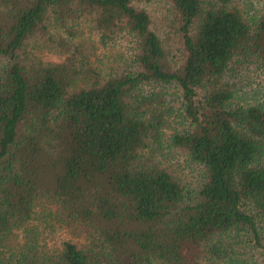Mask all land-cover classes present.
I'll list each match as a JSON object with an SVG mask.
<instances>
[{"label":"trees","instance_id":"obj_1","mask_svg":"<svg viewBox=\"0 0 264 264\" xmlns=\"http://www.w3.org/2000/svg\"><path fill=\"white\" fill-rule=\"evenodd\" d=\"M146 1L0 0V264H264V0Z\"/></svg>","mask_w":264,"mask_h":264},{"label":"rangeland","instance_id":"obj_2","mask_svg":"<svg viewBox=\"0 0 264 264\" xmlns=\"http://www.w3.org/2000/svg\"><path fill=\"white\" fill-rule=\"evenodd\" d=\"M150 13L152 20H153V28L162 38L164 37V29L166 30V25L168 23V12L165 10L167 7L166 0H148L143 2L142 4ZM165 43V39H164ZM48 58L52 57L49 54L46 55ZM246 77L249 81L255 85L256 81H259L261 78H257L255 72H247ZM254 78H256L254 80ZM240 93H244L242 90ZM246 95L245 93L243 96ZM245 97V96H244ZM247 100L251 101V97H245ZM241 99V98H240ZM155 157L161 160L163 165L171 172V174L176 178L179 179L183 184L187 185H196L198 183V174L199 170L198 167L186 161L185 156L180 151H167L165 150L162 154L155 153ZM62 235L68 236L69 233L64 231H59L56 236L60 237Z\"/></svg>","mask_w":264,"mask_h":264}]
</instances>
